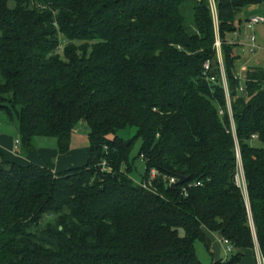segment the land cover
<instances>
[{
  "label": "trees",
  "instance_id": "1",
  "mask_svg": "<svg viewBox=\"0 0 264 264\" xmlns=\"http://www.w3.org/2000/svg\"><path fill=\"white\" fill-rule=\"evenodd\" d=\"M213 3L217 27L211 0H0V113L19 153L45 139L65 155L89 130L86 164L59 174L0 154V264H202L207 232L232 248L211 264L255 243L264 258V67L238 73L226 39L264 0Z\"/></svg>",
  "mask_w": 264,
  "mask_h": 264
},
{
  "label": "crops",
  "instance_id": "2",
  "mask_svg": "<svg viewBox=\"0 0 264 264\" xmlns=\"http://www.w3.org/2000/svg\"><path fill=\"white\" fill-rule=\"evenodd\" d=\"M256 7L257 6H250L247 9L248 10L251 9L250 11L254 10L253 12H255L257 11ZM253 12L247 16L246 21L250 16L257 15V14H254ZM238 35H237V38H239L240 36ZM240 43L237 45L239 46L238 47L239 53L243 56V53H245V50L247 51V40L245 41V43L243 42L241 44ZM242 60L247 62V64L243 66H247L248 60L246 58ZM243 70H245V68ZM78 125L75 127V129L78 127ZM74 130H73V134L71 138L70 150L65 155L58 154L56 150L55 141L45 140V139L39 140L37 142V147L35 149L29 150L26 154H21L19 153L20 152V142H19L20 137H19L17 122L15 119H9L4 113L1 112L0 113V154L2 155V158L9 163H14L20 167H28L31 165H35V166L42 167V168H48L54 174H59L66 170L81 167V166H84L88 160L89 149H88L87 136H88L89 130L87 126L84 129V132L82 133L80 132L75 133ZM74 135H80L81 138L83 137V139H79L77 136L74 137ZM244 187H245V184H244ZM245 194H246V191H245ZM206 236L209 241L218 242V244H216V248L218 250L219 245L220 246L222 245L218 235L213 234L211 232H207ZM256 248L258 249L257 245H256ZM247 252H251V250H244L242 253L245 256V253ZM211 256L213 257V254H211ZM243 259H242V263H243ZM212 260L214 259L212 258ZM215 261H218V260H215ZM253 262L254 261H251V262H248L247 264H252Z\"/></svg>",
  "mask_w": 264,
  "mask_h": 264
},
{
  "label": "rangeland",
  "instance_id": "3",
  "mask_svg": "<svg viewBox=\"0 0 264 264\" xmlns=\"http://www.w3.org/2000/svg\"><path fill=\"white\" fill-rule=\"evenodd\" d=\"M247 8H244L241 11V13H239L237 16V20L239 21L238 22L239 23V32H237V35L238 34L240 35V36L238 35L239 38H237L236 34H228L226 36V39H227V42H229V43L239 44L240 42L245 43V41H246L245 37L247 35H254L256 37V43H257V45H259L260 50H258L253 55L248 54L247 51L245 50V53H243V56H245V57L241 56L239 63H237L236 71H238V73L240 71H242L244 68L246 69L249 67H264V24L254 26L252 28H248L246 25V18L254 10L250 11L251 9L248 10ZM256 8H257L256 9L257 11H255L253 13L257 14V15H261V16L263 15L264 16L263 6L258 5ZM247 44H248V41H247ZM220 58H221V56H220ZM244 58H246L248 60V65H249V66L247 65L248 67L243 66V65L247 64L246 61L242 60ZM253 65H255V66H253ZM85 128H86V124L84 122H80L78 127L74 130V132L75 133H77V132L82 133V132H84ZM75 136H77L79 139H83V137L81 138L80 135H74V137ZM118 136L123 140H130L134 136V130H131V129L121 130L118 132ZM41 140H44V139H41ZM139 143H140L139 141L135 142L134 147H133V151H132L131 156H130V161H133V167H134V170H133L132 174L130 175L133 180L140 179L141 175L144 172V164L142 163V161L140 159H137V151L139 148ZM251 145L255 146V147L259 146V144L256 142L255 139H253ZM238 158H239V156H238ZM243 181H244V178H243V172H242V165H241L240 160L238 159V168H237V175L235 177V182H236L237 186L240 187L243 191L246 208H247V211L249 214L250 213L249 212V203H248L247 196L245 194V187H244ZM251 229L253 232L254 242H255V235H254V229H253L252 224H251ZM180 234H182V232H180ZM215 242L209 241V251L211 252V254H213V257L208 253V251L205 249V247L202 243H200V242L195 243L196 255L202 264H211L212 258L214 259V261L215 260L226 261V260L231 258V254L226 253V246L223 244L221 246L219 245V249L217 250L216 244H218V242L217 241H215ZM259 255H260L259 251L255 245L254 249H252L251 252L245 253L243 263L247 264L248 262H251V261H255L257 263Z\"/></svg>",
  "mask_w": 264,
  "mask_h": 264
},
{
  "label": "built area",
  "instance_id": "4",
  "mask_svg": "<svg viewBox=\"0 0 264 264\" xmlns=\"http://www.w3.org/2000/svg\"><path fill=\"white\" fill-rule=\"evenodd\" d=\"M211 9H212L213 18H214V21H215V26L217 27V23H216V11H215V6H214V3H213V0H211ZM263 24H264V16H260V15H252L246 21V25H247L248 28H252L254 26L263 25ZM245 38L248 41V44H247V52H248V54L253 55L258 50H260V47H259V45H257V43H256V37L254 35H247ZM215 47L217 49L218 56L220 58V43L219 42H216ZM220 62H221V60H220ZM204 69H205V71L209 70V63L208 62H206L204 64ZM210 81H214V79L211 78ZM222 82H223L224 89L227 91V89H226V82H225V78H224L223 73H222ZM228 109L230 110L229 104H228ZM101 166H102V169H105L104 168L105 167V163L104 162L101 164ZM156 175H157V172L154 171V170H152L150 172V180L154 179L156 177ZM168 181H169V184L170 185H174L175 183L178 182V179L175 178V177H172ZM197 185H199V184H196V186ZM220 242H221V244H223V245L226 246V253H229L230 254L232 252V248L230 246V243L227 240H225V239H220ZM256 264H264V258H262L261 255H259Z\"/></svg>",
  "mask_w": 264,
  "mask_h": 264
},
{
  "label": "water",
  "instance_id": "5",
  "mask_svg": "<svg viewBox=\"0 0 264 264\" xmlns=\"http://www.w3.org/2000/svg\"><path fill=\"white\" fill-rule=\"evenodd\" d=\"M177 179H178V182L175 183L174 185H172V187L177 186V185H181V184L187 182V178H180V177H177ZM218 235H219V234H218Z\"/></svg>",
  "mask_w": 264,
  "mask_h": 264
}]
</instances>
